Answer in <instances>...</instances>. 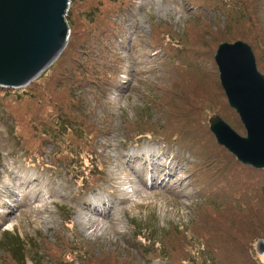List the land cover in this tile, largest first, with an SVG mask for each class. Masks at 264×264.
Returning a JSON list of instances; mask_svg holds the SVG:
<instances>
[{
  "label": "rangeland",
  "instance_id": "obj_1",
  "mask_svg": "<svg viewBox=\"0 0 264 264\" xmlns=\"http://www.w3.org/2000/svg\"><path fill=\"white\" fill-rule=\"evenodd\" d=\"M66 16L50 68L0 87V264H218L221 238L237 262L264 264V171L217 143L232 182L208 190L173 129L199 153L216 142L211 114L245 135L214 53L243 40L264 74V0H70Z\"/></svg>",
  "mask_w": 264,
  "mask_h": 264
},
{
  "label": "water",
  "instance_id": "obj_2",
  "mask_svg": "<svg viewBox=\"0 0 264 264\" xmlns=\"http://www.w3.org/2000/svg\"><path fill=\"white\" fill-rule=\"evenodd\" d=\"M70 0H0V86L20 88L34 80L62 52L69 29ZM228 105L245 129L238 134L218 114L208 118L216 142L242 164L264 168V74L251 46L221 41L214 53ZM264 253V240L257 243Z\"/></svg>",
  "mask_w": 264,
  "mask_h": 264
},
{
  "label": "trees",
  "instance_id": "obj_3",
  "mask_svg": "<svg viewBox=\"0 0 264 264\" xmlns=\"http://www.w3.org/2000/svg\"><path fill=\"white\" fill-rule=\"evenodd\" d=\"M66 19H67V22H68L67 16H66ZM64 49L59 54V56L63 53ZM51 65H52V63L48 66V68H50ZM0 87H2V86H0ZM220 87H221V85H220ZM2 88H6V87H2ZM30 93H31V95L33 94L32 93V90H31ZM11 95H14L15 97H17V94L16 93H12ZM234 112H235V110H234ZM57 119H58V122L59 123L62 122V118H59L57 116ZM191 121H192V123L196 124V120L195 119H193ZM173 125H174V128L173 129L176 131V134H178V137L182 140V142H184V144L187 146V148H189L191 151L195 152L196 153V156L199 159L203 158V160L205 161V163H204L205 168H204V172L203 173L201 171V177L203 178L202 181H205V184L210 187L208 190H212V189L213 190H217L220 186H229V185H231V182H232L231 180H232V175L233 174L230 173V175H229L228 172H226L228 169L226 171L224 169L222 171H220L219 168L217 167V163H219V161L222 159V157L224 155H226L225 154L226 153V150L222 146L218 145L217 142H215V140L213 139L215 143L212 144L210 142V145L207 147L206 151L199 153L200 147H199V144H198L197 140H194V139H192L190 137L189 132L186 129L183 128V125L181 123L175 122V123H173ZM50 139H52V138L50 137ZM220 155H221V157H220ZM227 157H229V158L231 157L235 162H238L236 159H234L235 157L233 158L232 154L231 155L228 154ZM87 167L88 166L86 165V167L84 168V170L87 171ZM91 167L92 168L98 167V165L96 163L95 164L94 163H91ZM242 167H248V166H244L243 165ZM92 168L91 169H88V172H87L88 174H90L92 172ZM254 170H256V171L259 170L260 172L258 174L260 175V173L264 171V168H260V169H257V168L255 169L254 168ZM88 174H86V175H88ZM81 178L86 179L85 178V174L84 175L82 174L81 175ZM218 181L220 183H217ZM216 184H217V186H216ZM260 184L261 185L259 187L260 188V191L259 192H260V195L262 194L261 198L264 200V180H261V183ZM148 241H149V239H148ZM220 241H221V244L223 246V249L220 251V254H221V256L226 257L225 258L226 261L223 262V263L218 262V264H259L258 261H256L252 257H251V260L248 261V262L247 261L246 262L245 261H239V262H237L236 259L238 260L237 257H239V256L236 257V254H234L233 252H231L232 251L231 250L232 247H228L230 245L229 242L227 240H223L222 238L220 239ZM240 247L237 249V251H240L241 250ZM146 250H149L148 247H146ZM20 251H21L20 250V246H16L15 247V250L13 249L12 252L14 254L15 253H18L20 257H23V256H21ZM225 252H227V253L229 252L230 254H226ZM242 252H240V253H242ZM215 264H217V262Z\"/></svg>",
  "mask_w": 264,
  "mask_h": 264
},
{
  "label": "bare ground",
  "instance_id": "obj_4",
  "mask_svg": "<svg viewBox=\"0 0 264 264\" xmlns=\"http://www.w3.org/2000/svg\"><path fill=\"white\" fill-rule=\"evenodd\" d=\"M131 157H136L139 160H143L144 155L143 154L135 155V156L132 155ZM147 162L151 166L150 169H149L150 172H154V170L152 168L153 165L158 167V171H159L158 173H162L165 170V168H166V166H163L162 164L159 163V159L158 158L155 159L153 154H148L147 155V159H145L144 164L147 163ZM91 210L93 212H95V214H102L101 209L97 208L96 205H94ZM94 222H95V220H92L91 218H88L87 221H86V223L90 224V225H92Z\"/></svg>",
  "mask_w": 264,
  "mask_h": 264
},
{
  "label": "clouds",
  "instance_id": "obj_5",
  "mask_svg": "<svg viewBox=\"0 0 264 264\" xmlns=\"http://www.w3.org/2000/svg\"><path fill=\"white\" fill-rule=\"evenodd\" d=\"M70 2V1H69Z\"/></svg>",
  "mask_w": 264,
  "mask_h": 264
}]
</instances>
